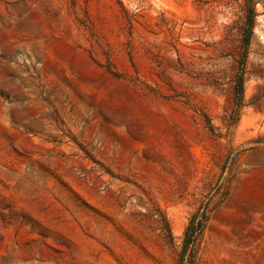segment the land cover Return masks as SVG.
I'll use <instances>...</instances> for the list:
<instances>
[{
    "label": "rangeland",
    "instance_id": "374dc122",
    "mask_svg": "<svg viewBox=\"0 0 264 264\" xmlns=\"http://www.w3.org/2000/svg\"><path fill=\"white\" fill-rule=\"evenodd\" d=\"M0 264H264V0H0Z\"/></svg>",
    "mask_w": 264,
    "mask_h": 264
},
{
    "label": "trees",
    "instance_id": "16d2710c",
    "mask_svg": "<svg viewBox=\"0 0 264 264\" xmlns=\"http://www.w3.org/2000/svg\"><path fill=\"white\" fill-rule=\"evenodd\" d=\"M241 81V80H240ZM241 83V82H240ZM241 86H242V84H239V92H241ZM189 227H188V229L186 230V232H185V236L186 237H188V240H190L191 239V237H192V235H191V233H189Z\"/></svg>",
    "mask_w": 264,
    "mask_h": 264
}]
</instances>
